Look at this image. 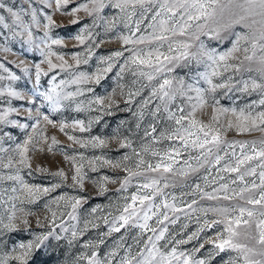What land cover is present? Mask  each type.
<instances>
[{
    "label": "rangeland",
    "instance_id": "374dc122",
    "mask_svg": "<svg viewBox=\"0 0 264 264\" xmlns=\"http://www.w3.org/2000/svg\"><path fill=\"white\" fill-rule=\"evenodd\" d=\"M5 5L4 9H0V15L6 17V23L11 24L12 19L6 9L12 7L14 10L21 8L29 12L23 18L26 22L31 19V8L37 10V17L40 21L39 26L32 25L34 42L28 44L27 34L23 36L17 35L13 37L12 30L6 29L0 25V114L9 111L6 120L0 121V177L8 175H16L17 168L20 169L19 175L23 181L30 186H39L40 188H51L52 185L59 184L54 191L41 193L38 198L31 202L22 191L19 182L8 179H0V262L7 261V264H20L15 257L21 251L19 244H27L29 241H35L36 237L48 232L53 235L40 248H33L31 255L27 257V264H88L87 258L95 251L97 257L105 261L107 264L108 254L113 250L116 256L113 264H118L121 257L128 251L131 246V254L136 255L145 246V242L149 236L159 234L161 229L167 228L164 239L157 242V246L161 251L168 252L173 246L178 252H184L191 255L193 259H203L207 264H223L229 257H235L237 253L233 250L217 252L212 241L217 238V233L223 231V225H214L213 227H205L204 231L199 232L198 236L192 240L188 237L198 232L204 221L209 222L220 219L219 215L214 212H208L207 215L201 211L205 208H214L232 204H243L244 201L240 197L235 196L232 201L223 199L225 193L220 191L214 193L219 197L217 200L209 199L197 191L193 195L195 186L198 184L203 192L212 193L213 189L219 188L221 184H228L230 189L239 191L244 187V183L237 178V173L224 171V165L229 161L234 163L235 158L230 155L221 160L219 164L204 163L201 167L195 157L200 155L198 149L190 148L187 151L181 149V154L175 158L172 173H164L169 177L168 180L161 178L162 169L157 172H146L147 163L156 165L157 163L168 162L162 159L167 150L171 148H180L178 140H168L162 138L161 133L165 130L171 131L175 127V123L169 120L167 113H152L156 106L161 102L158 99H151L147 105H143V101L150 97L152 87L161 82L163 75L158 76L156 80L149 82L145 77L138 75L135 66L125 65L130 53L125 49L133 47H145V45H124L123 36L132 35L133 39L147 35L151 32L148 24L151 22L153 12L146 14L144 18L137 14L131 17V20L125 18V14L119 9L106 4V7L99 15L89 14L84 9L73 13L72 9L77 8L80 4H87L92 7L89 0H70L67 5L57 10L55 0H31V6L26 0H0ZM49 4L51 5L49 7ZM45 15H51L56 22L49 29H45L47 23ZM142 19L140 30L135 31V21ZM72 21H76L73 23ZM85 26L87 29L85 30ZM236 31H242V26H237ZM19 31V29H17ZM45 31L48 37H45ZM77 35L85 37L84 43L81 44L75 39ZM59 39L60 44H51V40ZM205 44L209 47L216 48L217 51L223 52L230 48L231 40L234 37L226 39L223 42L211 40L208 37H201ZM51 47V51L56 55H52V62L60 64L57 56L62 55L68 64L73 65L71 69L66 68L61 71L59 68L49 70L45 56L41 54V49L45 48V43ZM89 50L91 55L89 56ZM115 51H121L124 55L118 59L113 58L111 61V71H105L108 67V57ZM167 52V47L162 49ZM80 53L81 62L77 65L74 54ZM236 56L243 58L242 51L236 53ZM87 60V63H84ZM230 63H239V60L230 59ZM39 64L43 72L40 76L39 84L36 83V68ZM124 66L123 70L121 66ZM195 71L203 72V65L197 67L194 64L190 66ZM251 72L237 73L232 69L223 72L222 76L214 77V83L225 84L229 87L216 89L215 92H206L205 100L207 101L203 107L197 108L196 118L204 123H210L214 108H225L227 112L219 116V124L221 134L226 141H257L264 139V132L260 130H252L247 132H238L235 127L228 128L227 123L232 120L236 121V116L231 111L240 109L248 111V105H252L253 114L264 111V105L259 104L262 98L259 90L257 91H241L243 84L239 81L255 79L257 83L264 82L261 80L260 74L255 70L256 65L253 64ZM24 68L28 71L25 72ZM147 70V69H145ZM137 72V75H133ZM85 73L89 79L80 84L66 83L61 85V81H71L75 75ZM119 74V75H118ZM195 73L189 70V67H176L170 77L183 76L188 83H192L191 77ZM18 79H12V76ZM232 76V80L228 81V77ZM53 77L55 79L53 80ZM99 77V83L96 78ZM135 81V83H134ZM54 85H58L57 91H61L62 95L67 93L78 92L76 96L62 99L61 106L53 110L52 106L43 96L37 93L49 91ZM198 87L207 89L209 86L203 80H200ZM15 90L20 93L19 96H12L9 90ZM91 89V91H89ZM139 90V95H134L129 99L128 93ZM188 95L195 97L194 91ZM97 98L103 101V105L96 103ZM216 101L219 103L217 104ZM90 102H92L90 104ZM255 102V103H254ZM196 100L188 101L185 97L178 98L170 105L171 110L177 115H181L177 111L178 106H183L184 115L191 111V105ZM28 109H31V116ZM39 109V113L37 112ZM143 112V118L140 113ZM48 116L52 121L49 124L43 119ZM39 119V124H37ZM81 120L84 122L86 131H81L78 125H74V121ZM92 121L89 126V121ZM16 121V124L10 123ZM65 125V131H60V124ZM27 124V128L21 125ZM36 125V129H33ZM139 125V127H137ZM155 127L156 131L152 132ZM43 132L48 139L44 140L37 133ZM148 133L146 135L145 133ZM67 133V135L65 134ZM69 135L75 136L78 140L83 141L86 146L69 140ZM33 137L28 143V157L31 167H26L18 163L20 156L17 145H23L29 137ZM59 141V144L53 145L49 151V145L52 143L51 138ZM93 137H99L105 143L99 147H93L90 141ZM131 142V147L122 146L127 142ZM259 147V143H257ZM145 148L148 150L145 151ZM235 151L237 156L240 155L241 149L239 145L229 148L227 144L221 145L219 155L224 156L225 151L229 154ZM216 149H213L214 154ZM246 151L251 154V146H246ZM153 152L158 155L154 156ZM76 157L77 164H83L84 187L74 186L71 177L75 174V168L72 160L65 159V156ZM83 156L81 160L80 157ZM128 159L125 160L124 157ZM96 157H102L100 161H96ZM192 157L193 159H189ZM9 158L12 160L11 167L5 168ZM143 159L146 164L140 168L136 167L138 160ZM109 160L112 164L119 163L120 167H113L103 161ZM213 157H209L212 161ZM185 161H189L192 171L187 169ZM259 164V158L249 162L251 167ZM125 167L133 172L140 173L139 176L133 177L125 190H119L124 177L128 175L124 171ZM40 169H47L42 171ZM63 169L66 180L54 176L53 173ZM180 170H186V176H180ZM260 169L257 168V175L245 176V181L249 184L253 179L259 183ZM108 179L105 180L104 178ZM207 177V181L205 180ZM223 177V179H220ZM159 179V187L162 194L157 193L153 198V204L160 207L153 208L157 215H149V230H142L138 224L143 223L140 219L134 223L135 218L130 220L128 224L120 228L119 232L109 229L112 227L114 217H118L123 211L126 203H131L130 197L136 193L142 195L150 193L151 189H141L138 192V185L148 183L151 179ZM115 181V183H113ZM215 181V182H213ZM235 181L236 183H232ZM167 184V187H165ZM15 188L16 191H12ZM228 195H232L231 191ZM64 196L66 198L75 197L80 200V204L75 210L76 219H72L68 215L72 212L70 203L66 200H60L57 203H51L56 197ZM128 197L126 201L124 198ZM197 203L193 205L195 211L190 210L187 205L192 200ZM147 203V201L145 202ZM165 203L174 204L176 209L173 211L165 208ZM47 205V207H46ZM137 208H140L139 201L136 202ZM96 209L95 212L92 209ZM15 212L14 229H7L3 225L7 224L8 216ZM53 212L55 219H53ZM166 213L168 219L165 220L163 214ZM142 215V214H141ZM175 219V223L171 221ZM27 220L25 224L23 221ZM107 220V223L105 222ZM162 221L158 223L157 221ZM39 221V223H37ZM88 222L87 227H85ZM123 222H118L119 224ZM95 225V227L93 226ZM155 228L156 233L150 229ZM77 231L75 239L72 238V231ZM83 233L82 235L80 233ZM60 237L57 239L56 237ZM133 237L139 239V245L136 244ZM69 240L72 243L69 244ZM186 241L182 244H175V241ZM101 241H103L101 243ZM122 244L123 247H118ZM203 245L201 248L200 246ZM151 247V244L148 245ZM199 249V251H193Z\"/></svg>",
    "mask_w": 264,
    "mask_h": 264
},
{
    "label": "snow or ice",
    "instance_id": "6c2138e0",
    "mask_svg": "<svg viewBox=\"0 0 264 264\" xmlns=\"http://www.w3.org/2000/svg\"><path fill=\"white\" fill-rule=\"evenodd\" d=\"M31 6V0H26ZM70 0H55L56 9H61L64 5H67ZM92 5L91 8L87 4H80L77 8H73L72 12H78L80 9H84L86 12L91 14L99 15L100 12L104 10L106 4H110L112 7L120 10L121 13L125 14L127 20H131V17L137 14L144 18L147 13L153 12L151 16V22L148 24V28L151 29L147 35H141L135 39V32L132 35H127L122 37L124 45H145V48L133 47L130 49H125L130 53L125 65L135 66L138 70V75L145 77L149 82L157 79L158 76L163 75L161 82L157 83L152 87L150 97L143 101V105H147L151 99H158L161 103L156 106L155 111L152 113L155 116L157 113L161 112L163 109L164 113H167L169 120L174 121L175 127L171 131L165 130L161 133L162 138H167L168 140H178L180 142V148H171L167 150L162 159H166L168 162L157 163L152 165L147 163L141 158L138 160L136 167L140 168L146 164V172H157L162 169L160 173L161 178L168 180L169 177L164 176V173L173 172V164L176 162L175 158L181 154V149L187 151L190 148L198 149L200 155L194 159L202 167L204 163H215L219 164L221 160L225 159L229 155L234 157V163L229 161L224 165V171L237 173V178L244 183V187H241L239 191L236 189H230L228 184H221L219 188L213 189L212 193L203 192L200 186L197 184L195 186L193 195L197 191L201 192L203 196H207L209 199L217 200L219 197L214 193L223 191L225 195L224 200L232 201L235 196L240 197L244 201L243 204H232L219 206L214 208L201 209L205 215L208 212H214L221 217L220 219L213 220L209 222L204 221V225L198 230V232L193 233L188 237V240L196 238L199 232L204 231L205 227H213L214 225H223V231L217 233V238L212 241L217 252H224L226 250H233L237 253L235 257H229L225 260L223 264H264V139L259 142L253 141H226L221 134L220 128L216 127L219 124V116L227 112L228 109L225 108H214L213 115L210 123H204L202 120L196 118L197 108L203 107L207 102L205 100L206 92H215L216 89L222 87H229L227 83L217 84L214 83L213 78L222 76L223 72L229 71V69L234 70L237 73L240 72H251L253 70V64L256 65L255 70L260 74L261 80L264 81V0H89ZM51 5L49 4V7ZM5 5L0 3V9H4ZM7 13L12 19V23H6V17L0 15V25H3L6 29L12 30L13 37L17 35L23 36L27 34L28 44L34 42L32 25L39 26V19L37 17V10L31 8L29 22L24 20L25 15H29L25 9L21 8L19 10H14L12 7L6 9ZM47 23L44 25L45 29H49L51 26L55 25L51 15H45ZM76 23V21H72ZM142 19L135 21V31L140 30V25ZM237 26H242V31H236ZM19 29V31H17ZM87 26H85V30ZM208 37L211 40L218 42H223L226 39L234 37L231 40V47L226 51L219 52L216 48L209 47L205 44L201 37ZM45 37H48V32L45 31ZM81 44L84 43L85 37L83 35H77L75 37ZM45 48L41 49V54L45 56V60L48 64L49 70L54 68H59L61 71H65L66 68L71 69L73 65L68 64L62 55L57 56V58L62 61L60 64H55L52 62L51 56L56 55L51 51L50 45L46 41ZM62 43L59 39L51 40V44ZM167 47V52L162 51L163 48ZM242 51L243 58L236 56V53ZM80 53L74 54V59L78 65L80 60ZM88 55H91L89 50ZM124 55L121 51H115L110 57L107 58L109 61L108 67L105 71H111L113 58H120ZM230 59L239 60V63H230ZM87 63V60H84ZM197 67L203 65L205 70L203 72L195 71L191 68V65ZM189 67L190 71L195 74L191 77L192 83H188L183 76L181 77H170L176 67ZM3 65L0 64V68ZM36 68V83L39 84L41 73L40 65H35ZM122 70L124 66H121ZM147 69V70H145ZM223 70V72L221 71ZM27 72L28 69L24 68ZM47 75V72H43ZM119 75V74H118ZM133 75H137L134 72ZM12 79H18L14 75ZM55 77H53V80ZM89 79L85 73H79L74 76L71 81H61V85L66 83L80 84L84 83ZM200 80H203L209 86L207 89L198 87ZM232 80V76L228 77V81ZM96 82L99 83V77L96 78ZM135 83V81H134ZM238 83L243 84L241 91H257L262 95L259 100L260 105H264V82L257 83L255 79L249 78L248 80H241ZM58 85H54L49 91L43 93H37L43 96V98L50 103L53 110H56L61 106L62 99H67L71 96H76L79 93H67L63 94L61 91H57ZM91 91V89H89ZM194 91L196 93L195 97L188 95L189 92ZM9 94L12 96H19L20 93L15 90H9ZM129 99L134 95H139V90L134 92H129ZM185 97L188 101L196 100L195 104L191 105V111L184 115L183 106H178L177 111L181 115L177 116L170 108L178 98ZM96 103L103 105V101L97 98ZM92 102H90L91 104ZM218 104L219 102L216 101ZM255 103V102H254ZM252 105H248V111L245 109H240L237 112L236 109L231 111L236 116V121L233 123L229 120L227 123L228 128H233L238 132H247L252 130H260L264 132V111L257 112L253 114L251 111ZM9 111H15V109H9L8 111L0 114V121H4L7 118ZM29 115L31 116V109H28ZM39 113V109H37ZM143 112L140 113V117L143 118ZM43 119L49 124L52 121L48 116H43ZM12 124H16V121H10ZM89 126L92 121L90 120ZM37 124H39V119H37ZM74 125H78L81 131H86L84 122L81 120L74 121ZM23 128H27L28 125H21ZM139 127V125H137ZM33 129H36V125H33ZM60 131H65V125L60 124ZM155 127L152 128V132H155ZM41 135L44 140L48 137L43 135V132L37 133ZM67 135V133H65ZM148 135V133H145ZM69 140L76 143H80L82 146H86L83 141L78 140L77 137L69 135ZM33 137H29L28 140L24 142L23 145H17L19 151L20 159L18 163L26 167H31L29 162L28 153V143L31 142ZM52 143L49 145V151L52 150L53 145L59 144V141L53 136L51 138ZM93 147L102 146L105 142L99 137H93L90 141ZM259 143V147H257ZM227 144L229 148L234 145H239L241 153L237 156L236 152L233 150L230 154L225 151L224 156L219 155V149L221 145ZM251 146V154L246 151V146ZM131 147V142H127L125 145ZM213 149H216L214 154ZM148 149L145 148V151ZM2 151V149H0ZM153 155H158L157 152H153ZM209 157H213L212 161H209ZM259 158V164L256 167H251L249 165L250 161ZM65 159H70L73 162L75 168V174L72 175L71 179L74 182V186L78 185L80 188L84 187V173L82 171L83 164L76 163V157L65 156ZM80 159H83L81 155ZM102 157H96V161L102 160ZM125 160L128 159L127 156L124 157ZM189 159H193L189 157ZM106 164H111L113 167H120L119 163L112 164L109 160L103 161ZM12 160L9 158L7 164L4 165L5 168L11 167ZM185 166L187 169L195 171L189 161H185ZM257 168L260 169L259 183L255 179L249 184L245 181V176L257 175ZM42 171H47V169H40ZM125 172L128 173L121 182L119 190H125L128 184L131 182L133 177L139 176L140 173L133 172L131 169L125 167ZM20 169L17 168L16 175H8L7 177H0V179L14 180L20 183L22 191L26 194V197L31 202L32 200L39 197L41 193H48L49 191H54L59 184L52 185L51 188H40L39 186H30L26 184L21 176L19 175ZM180 176H186L188 173L186 170H180L176 173ZM54 176L67 179L63 169L53 173ZM105 180L108 178L105 177ZM223 179V177H220ZM207 181V177H205ZM215 182V181H213ZM115 183V181H113ZM232 183H236L232 181ZM159 179H151L150 182L138 185V192L141 189H151L150 193H144L138 195L134 193L131 197V203H126L123 207V211L118 217H114L112 221V227L109 229V234L112 231L119 232L121 227L128 224L130 220L135 218L134 223L143 220V223H139L138 226L142 230H149L148 220L151 219V215H157L156 211H152L153 208H159V205L153 204V198L157 193L162 194L159 187ZM167 187V184H165ZM12 191H16L15 188ZM231 191L232 195H228ZM126 201L128 197L124 198ZM60 200H66V203H70L72 212L68 215L72 219H76L75 210L80 204V200L75 197L66 198L64 196L54 198L51 203H57ZM139 201L140 208H137L136 202ZM147 201V203H145ZM197 203L196 200H192L191 204L187 207L195 211L193 205ZM165 208L171 209L173 211H180L176 209L174 204L165 203L163 205ZM47 207V205H46ZM93 212L96 209H92ZM142 214V215H141ZM164 219L167 220L168 216L166 213L163 214ZM53 219H55V213L53 212ZM15 220V212H12L8 216V223L3 225L7 229H14L16 227L13 221ZM25 224L28 223L27 220L23 221ZM107 223V220L105 221ZM118 222H123L119 224ZM161 223L162 221H157ZM175 223V219L171 221ZM2 223V221H0ZM39 223V221L37 222ZM88 222H86L85 227H87ZM95 227V225H93ZM153 233H156V229H150ZM167 228L161 229L159 234L154 237L149 236L148 240L145 242L144 248L140 250L136 255L131 254V246H128V251L126 254L120 258L118 264H207V261L203 259H193L191 255H186L184 252H178L177 248L173 246L170 251L164 252L157 246V242L164 239L165 232ZM77 231H72V238L75 239L77 236ZM83 234L82 232L80 233ZM53 235V232H48L47 234H42L36 237L35 241H29L27 244H19V249L21 250L19 254L15 257L20 264H27V257L31 255L33 248H40L44 241L48 240L49 237ZM60 239V237H56ZM137 245L140 241L138 238L133 237ZM103 241H101L102 243ZM186 241L177 240L175 244H182ZM72 240H69V244ZM151 244V247L148 245ZM118 247H123L122 244ZM201 248L203 245L200 246ZM199 251V249H194ZM116 251L113 250L108 254L107 264H113V260L116 256ZM88 264H105V261L100 260L97 257V253L94 251L91 256L87 258ZM0 264H7V261L0 262Z\"/></svg>",
    "mask_w": 264,
    "mask_h": 264
}]
</instances>
